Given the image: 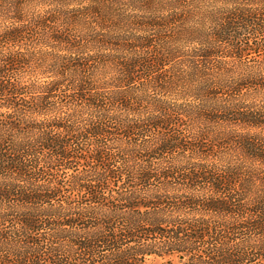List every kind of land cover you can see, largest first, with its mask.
I'll list each match as a JSON object with an SVG mask.
<instances>
[{
  "label": "trees",
  "instance_id": "obj_1",
  "mask_svg": "<svg viewBox=\"0 0 264 264\" xmlns=\"http://www.w3.org/2000/svg\"><path fill=\"white\" fill-rule=\"evenodd\" d=\"M148 259L264 264V0H0V264Z\"/></svg>",
  "mask_w": 264,
  "mask_h": 264
},
{
  "label": "rangeland",
  "instance_id": "obj_2",
  "mask_svg": "<svg viewBox=\"0 0 264 264\" xmlns=\"http://www.w3.org/2000/svg\"><path fill=\"white\" fill-rule=\"evenodd\" d=\"M155 261H159V259H156ZM153 262H154V260H152V259H148V261H147L148 264L153 263Z\"/></svg>",
  "mask_w": 264,
  "mask_h": 264
}]
</instances>
